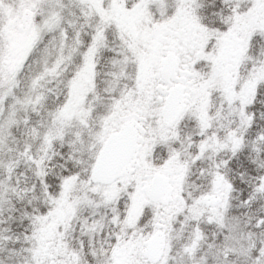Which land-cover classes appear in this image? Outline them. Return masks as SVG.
Instances as JSON below:
<instances>
[{"label":"snow or ice","instance_id":"1","mask_svg":"<svg viewBox=\"0 0 264 264\" xmlns=\"http://www.w3.org/2000/svg\"><path fill=\"white\" fill-rule=\"evenodd\" d=\"M0 264H264V0H0Z\"/></svg>","mask_w":264,"mask_h":264}]
</instances>
